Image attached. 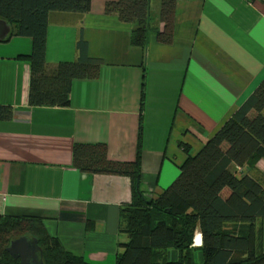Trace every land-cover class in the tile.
I'll return each mask as SVG.
<instances>
[{
    "label": "crops",
    "instance_id": "crops-1",
    "mask_svg": "<svg viewBox=\"0 0 264 264\" xmlns=\"http://www.w3.org/2000/svg\"><path fill=\"white\" fill-rule=\"evenodd\" d=\"M113 1L48 15L49 70L75 60L79 37L101 59L97 77L72 81L65 107L28 103L31 38H0V105L12 108L0 120V215L39 218L89 264H114L132 187L126 176L75 167L74 144L102 143L109 158L132 160L141 129L139 188L153 198L178 175L183 145L195 154L264 78V0H176L171 43L152 34L145 52L131 43L132 25L105 12ZM159 10L150 0L158 28ZM257 166L264 170V159ZM257 224L264 251V217Z\"/></svg>",
    "mask_w": 264,
    "mask_h": 264
},
{
    "label": "trees",
    "instance_id": "trees-1",
    "mask_svg": "<svg viewBox=\"0 0 264 264\" xmlns=\"http://www.w3.org/2000/svg\"><path fill=\"white\" fill-rule=\"evenodd\" d=\"M175 3L160 0V28L150 22V0H117L104 10L132 25L131 43L145 52L152 34L162 44L171 43ZM90 9L91 0H0V19L9 25L8 35L32 41L31 106H68L72 81L97 77L101 59L87 55L81 37L75 60L49 70L45 57L49 13L85 14ZM263 111L264 78L195 154L183 145L186 157L178 175L153 198H146L139 188L141 129L132 160L109 158L102 143L74 144L73 164L78 169L123 175L131 181L132 199L119 211V236L124 238L117 243L114 264H264L257 224L264 217V170L257 166L264 159ZM11 117V106L0 105V120ZM230 165L235 166L233 171ZM22 235L37 239L43 264H89L64 250L39 218L11 215H0V262L20 264L6 247Z\"/></svg>",
    "mask_w": 264,
    "mask_h": 264
},
{
    "label": "water",
    "instance_id": "water-1",
    "mask_svg": "<svg viewBox=\"0 0 264 264\" xmlns=\"http://www.w3.org/2000/svg\"><path fill=\"white\" fill-rule=\"evenodd\" d=\"M6 31H9V26L0 19V38ZM6 250L13 259H19L21 264H43V251L33 236L22 235L12 239Z\"/></svg>",
    "mask_w": 264,
    "mask_h": 264
},
{
    "label": "built area",
    "instance_id": "built-area-1",
    "mask_svg": "<svg viewBox=\"0 0 264 264\" xmlns=\"http://www.w3.org/2000/svg\"><path fill=\"white\" fill-rule=\"evenodd\" d=\"M197 240H198V241L200 240V238H199L198 235L196 236L195 242H196ZM195 242H194V243H195Z\"/></svg>",
    "mask_w": 264,
    "mask_h": 264
},
{
    "label": "flooded vegetation",
    "instance_id": "flooded-vegetation-1",
    "mask_svg": "<svg viewBox=\"0 0 264 264\" xmlns=\"http://www.w3.org/2000/svg\"><path fill=\"white\" fill-rule=\"evenodd\" d=\"M15 261H18L20 263V260L19 259H14ZM21 264V263H20Z\"/></svg>",
    "mask_w": 264,
    "mask_h": 264
}]
</instances>
